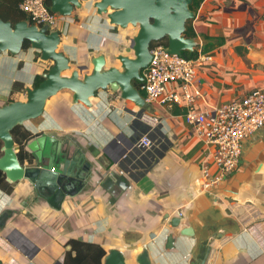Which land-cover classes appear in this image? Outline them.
I'll use <instances>...</instances> for the list:
<instances>
[{"label": "crops", "instance_id": "1", "mask_svg": "<svg viewBox=\"0 0 264 264\" xmlns=\"http://www.w3.org/2000/svg\"><path fill=\"white\" fill-rule=\"evenodd\" d=\"M93 5L87 3L62 20L60 51L73 68L100 55L106 56L109 67L119 68L117 57L128 56L121 52L129 50L138 29L112 26ZM190 23L199 42L198 56L210 57L198 63L192 86L202 93L197 112L264 90V0H204ZM210 42L213 47L204 52L202 46ZM38 53L29 48L19 56L0 55V107L7 104L14 82L32 88L35 76L49 70L52 63L42 61ZM169 89L180 91V85L172 83ZM24 96L15 94L16 100ZM92 103L90 108L74 104L73 94L62 91L48 101L43 117L24 128L34 135L94 145L99 151L119 135L131 144L150 129L137 117L139 109L121 101L119 94L100 92ZM153 107L161 123L153 135L155 146L137 153L139 164L132 154L122 170L113 165L111 150L101 153L106 167L98 163L103 169L93 179L96 186L65 199L60 209L27 180L13 184L11 195L0 190V262L64 263L66 242L79 239L100 244L107 255L119 251L127 264H137L145 250L160 256L156 264H264V127L243 143L238 168L205 190L202 164H208L212 177L220 175L212 160L214 148L185 122L188 109L183 104L171 112ZM113 172L128 184L118 197L101 186ZM179 213L184 223L174 229L170 223ZM183 227L191 228L193 235L179 237ZM170 234L175 248L166 250ZM27 241L38 249L32 261L15 246L28 252L33 246Z\"/></svg>", "mask_w": 264, "mask_h": 264}, {"label": "water", "instance_id": "2", "mask_svg": "<svg viewBox=\"0 0 264 264\" xmlns=\"http://www.w3.org/2000/svg\"><path fill=\"white\" fill-rule=\"evenodd\" d=\"M92 1L96 14L106 17L112 26L123 30L130 26L138 29L130 44L134 57L119 55V68L109 67L105 55L94 57L91 67L79 65L73 68L71 59L60 51L62 37L58 31L50 32L47 26L38 27L27 20L13 24L0 19V55L9 53L19 56L25 44L29 43L30 48L40 53L42 61L52 63L48 72L43 74L44 82L39 87L28 89L26 100L0 107V142L3 144L0 171L10 184L27 180L55 209H60L65 199L80 196L86 187L96 186L93 179L103 169L98 167V163L106 167L100 159L101 153L111 150L113 165L123 170L125 162L131 158L129 151L134 146L133 142L127 144L126 138L119 135L99 151L94 145L43 134L27 143L26 150L31 159L21 164L12 131L43 117L48 101L62 91L73 94L74 104L81 103L89 108L93 106L92 100L97 94L111 91L119 94L121 101L133 103L139 109L138 118L145 113L154 114L153 105L146 103L134 84L135 81L143 82L142 73L152 59V45L166 40L168 53L178 56L187 51L192 53L199 47L196 38L186 36L187 23L196 18V13L191 10L193 0H51L50 11L70 17ZM126 155L128 157L124 158ZM101 186L113 197H118L128 184L124 176L113 172L107 175ZM183 223L184 216L174 217L170 226L177 229ZM192 235L193 230L189 227L179 231V237ZM7 241L10 239L7 238ZM27 244L33 246L28 252L19 245L15 246L32 261L38 249L29 241ZM165 248H175L173 234L168 235ZM159 259L160 256L152 250H145L137 259V264H156ZM55 264L64 263L58 261ZM103 264H127V261L119 251L111 250Z\"/></svg>", "mask_w": 264, "mask_h": 264}, {"label": "built area", "instance_id": "3", "mask_svg": "<svg viewBox=\"0 0 264 264\" xmlns=\"http://www.w3.org/2000/svg\"><path fill=\"white\" fill-rule=\"evenodd\" d=\"M21 9L29 16L31 24L38 27L45 25L50 32L58 31L60 23L66 18L51 13L45 0H24ZM151 56L148 68L142 73L141 90L145 101L153 106H161L168 112L182 104L188 109L185 122L195 128L197 137L204 144L214 148L212 160L220 175L212 177L208 164H202L203 187L210 190L238 168L243 143L264 127V90L256 89L241 99L204 113L197 112L195 104L202 93L192 86L196 80L198 63L202 58L206 60L210 57L199 55L192 60L182 55H171L167 47L159 43L151 47ZM172 83L180 85V91L170 90L169 85ZM140 119L150 129L132 141L134 146L129 151L131 155L145 153L155 146L153 135L161 123L158 117L149 113L143 114Z\"/></svg>", "mask_w": 264, "mask_h": 264}, {"label": "trees", "instance_id": "4", "mask_svg": "<svg viewBox=\"0 0 264 264\" xmlns=\"http://www.w3.org/2000/svg\"><path fill=\"white\" fill-rule=\"evenodd\" d=\"M23 2L24 0H0V19H2L5 22L10 21L13 24H16L24 20L30 22L29 16L21 9V4ZM203 2L204 0H193V3L191 5V10L197 13ZM45 3L47 8L50 10L51 0H45ZM189 24L190 22L187 23L186 36L189 38H194L195 34L192 31ZM155 44L157 43H154L153 45ZM159 44H162L167 47L166 40L159 42ZM212 47H213L212 43L210 42L209 44H204L202 46V50L206 52L209 51ZM29 48H30V44L26 43L24 46V50H27ZM198 49L199 48L195 49L194 52L192 53L188 51L183 52L182 56L186 59L194 60L198 57ZM37 57H41L40 53L37 54ZM46 72H48V70L45 71V73ZM43 82H44L43 75H36L34 78L32 88L39 87L40 84ZM134 84L139 89L141 94L144 96V93L141 90L143 83L139 81H135ZM27 91L28 88L25 86L24 83L15 82L12 86L11 95L9 97L7 104L10 102L17 101L15 98L16 93L18 92L27 93ZM12 135L17 147L18 159L20 163L23 164L25 160L31 159V155L26 150L27 143L30 142L36 136H39L40 134L34 135L33 133L26 130L23 126H18L12 131ZM2 147L3 144L2 142H0V157L3 155ZM0 190L7 195H11L14 191V185L6 181L5 175L1 171H0ZM66 247L67 248L69 247L70 249L65 252L64 264H103L104 258L107 255V251L100 244L85 242L79 239L68 240L66 242Z\"/></svg>", "mask_w": 264, "mask_h": 264}, {"label": "rangeland", "instance_id": "5", "mask_svg": "<svg viewBox=\"0 0 264 264\" xmlns=\"http://www.w3.org/2000/svg\"><path fill=\"white\" fill-rule=\"evenodd\" d=\"M189 22H191V21H189ZM190 24H191V23H190ZM190 24H189V25H190ZM122 53H125L126 55L130 56L131 58L134 57V52H133L130 48H129L128 51H125V50H124L123 52H121V54H122ZM86 65H89V66L91 67V63L86 64ZM67 75H68V74H67ZM14 83H15V82H14ZM14 83H13V84H14ZM23 98H24V100H26V96H24ZM7 102H8V101H7ZM16 150H17V147H16Z\"/></svg>", "mask_w": 264, "mask_h": 264}, {"label": "flooded vegetation", "instance_id": "6", "mask_svg": "<svg viewBox=\"0 0 264 264\" xmlns=\"http://www.w3.org/2000/svg\"><path fill=\"white\" fill-rule=\"evenodd\" d=\"M136 156H138L137 153H135V155L133 157V159H134L133 161H134V163L139 164V162H140V160H142V158L140 159V156L136 158Z\"/></svg>", "mask_w": 264, "mask_h": 264}]
</instances>
